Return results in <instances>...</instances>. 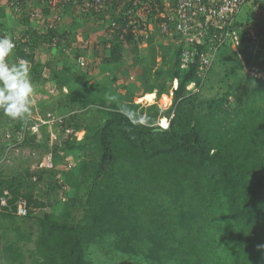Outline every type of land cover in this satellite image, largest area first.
<instances>
[{
    "label": "trees",
    "instance_id": "16d2710c",
    "mask_svg": "<svg viewBox=\"0 0 264 264\" xmlns=\"http://www.w3.org/2000/svg\"><path fill=\"white\" fill-rule=\"evenodd\" d=\"M6 1L0 0V36L16 44L10 61L27 60L32 82L52 79L64 95L58 109L69 115L54 123L59 140L49 145L48 123L34 132L29 115L13 120L0 111L4 136L11 138L0 158L13 144L37 153L38 162L47 152L53 156V168L43 171L26 165L8 173L5 157L0 163V264H264V37L255 53L243 44L236 50L224 45L200 73L199 55L182 66L186 46L176 34L165 42L161 25L173 24L160 13L163 0H106L88 17L75 0H59L58 23L47 30L31 19L25 0ZM51 1L33 0L45 15ZM169 1L175 6L177 0ZM146 2L147 17L130 23L126 12ZM12 3L24 6L21 16ZM13 16L20 17L21 32L11 29ZM90 20L102 23L96 31L109 51L100 75L111 94L118 92L115 71L128 47L142 59L148 55L143 45L159 50L158 66L127 83L114 100L96 93L108 87L88 61L86 41L95 32ZM81 28L88 30L86 41L74 48ZM47 50L50 59L43 57ZM206 50L199 46L200 53ZM171 89L168 107L151 103L157 96L169 104ZM39 103L55 113L53 103ZM121 104L157 127L132 126ZM164 118L166 127L159 123L167 124ZM70 159L68 168L60 167ZM21 199L28 214L18 222ZM27 221L33 224L25 230Z\"/></svg>",
    "mask_w": 264,
    "mask_h": 264
},
{
    "label": "built area",
    "instance_id": "2783aa9c",
    "mask_svg": "<svg viewBox=\"0 0 264 264\" xmlns=\"http://www.w3.org/2000/svg\"><path fill=\"white\" fill-rule=\"evenodd\" d=\"M58 1H51V13L49 15L44 14L41 3L36 5L33 0H25L24 2L27 5L25 9L29 10L31 19L40 23L43 30H47L53 28L55 23H58ZM75 1L78 11L87 17L93 12L101 10L106 3V0ZM80 1L82 3H78ZM122 1L137 5L143 0ZM163 3L165 10L160 13L162 16L169 18L173 28H170L169 24L163 23L161 25V34L170 37L176 34L178 44H185L186 49L183 53L182 66H186L189 61L199 55L201 60L200 73H203L210 66L218 49L224 45H230L236 50L239 45L243 44L255 53L260 40L264 37V0H177L175 6H172L169 0H163ZM12 6L18 15L22 13L24 6L21 3H12ZM148 6V2H146L135 12L133 8H130L125 16L128 20L130 19V23L136 22L135 16L145 19L149 14ZM112 24V27L116 26V24ZM146 27L147 30L153 31L154 26L152 23L146 24ZM139 33L147 34V31L140 30ZM76 38V41L73 42L74 48L78 47V42L86 41L85 36L80 31L77 33ZM56 42L57 39H54L52 44L56 45ZM86 43L89 48L92 47L90 39ZM99 44L100 42L97 43L96 48H99ZM199 46H207V50L200 53ZM79 59L84 61L85 56L80 55ZM249 71L253 74L257 72L255 68ZM29 120L31 119L28 118L27 122ZM31 128L33 131H37L38 124L32 125ZM27 129L24 128V131ZM47 160L48 163L43 165L52 168L53 158L51 153L47 156ZM2 161H4V158H0L1 163ZM8 194L9 192L6 190L5 196L1 199L3 206L8 204ZM17 214L21 217L28 214L27 204L23 199L18 202Z\"/></svg>",
    "mask_w": 264,
    "mask_h": 264
},
{
    "label": "rangeland",
    "instance_id": "374dc122",
    "mask_svg": "<svg viewBox=\"0 0 264 264\" xmlns=\"http://www.w3.org/2000/svg\"><path fill=\"white\" fill-rule=\"evenodd\" d=\"M6 2L7 1L4 0V3H6ZM11 18H14V19H12V22L5 18L4 23H6V22L9 23V21H10L11 22L10 26L12 27L11 29L15 28L16 31L21 32L20 28H19V27H21L20 26L21 22H19L20 17L18 18L17 16H13ZM1 21H3V20H1ZM90 21H91L90 23L93 24L92 27H93V29H95V32H94V34H92L89 37L90 42L92 43V45H91L92 47L90 46L91 50H89V52L92 54L90 56V59H88V61H91L90 65L92 64L95 71L99 72V79L100 80L104 79L105 85L108 87V91L107 90L106 91H99L98 90V91H96V93L99 95H102L104 97H107L108 99H110V97H113V96L116 97V99H117L118 98V94H117L118 92L115 94L112 92V94H111V91H110L111 85H110L108 78H104L103 75H100V74H102V71H101V66L103 65L102 64V58L105 56L106 51H109L107 48H105L104 43H102V41L100 40L103 32L102 31L100 32V30L96 31V29H98L102 23H99V22L97 23L94 20H90ZM81 22H82V20H81ZM0 29H2V28L0 27ZM79 31L81 33H84V34L86 32H88V30L84 29V28H81V30H79ZM169 40H170V36H166L165 42H168ZM98 42H100V44L98 45L99 48H96V45ZM142 48H144V49H142L143 51L146 50L148 52L147 57L144 59H142L139 56H135V54L132 51H130L129 47H128V52L126 54L125 62L121 66L118 67L117 71H115L117 74H119L118 75V81L120 82V85L117 87V90H119L121 88L122 91L125 92V90H126L125 87H126L127 83H132L131 81L134 78L136 79L137 76H140L142 74V72H144V70L147 72L154 70L158 66L157 63L158 64L160 63L161 57L158 56L159 50H158V47L156 45H154L153 47H150V46L146 47L144 45V46H142ZM105 49H106V51H105ZM84 56H87L89 58V55L87 53L84 54ZM43 57H44V59L52 58L53 57L52 52L47 50V52L43 53ZM155 60H156V62H155ZM106 72H107L106 73L107 75L113 74V72H110V73H109V71H106ZM45 74H48V73H45ZM132 75L134 76V78H131ZM142 76H144V75H142ZM44 78L45 79H42L40 82H37V81L32 82V84L34 86V95L32 98L33 104L31 105V107H33L34 109L31 110V113L29 116L31 117V119H35L36 121L37 120H40V121L41 120H47L48 121L49 129H50V131L49 130L48 131L50 133H46V135H48L47 139H48L49 145H50V144H54V143L58 142L57 138L59 137L56 133V130L58 128L57 129L54 128V126H55L54 123L56 121H60L61 118H63L64 116H66V115L68 116L69 113L65 114L64 112L59 111L58 105H61V104L58 102H63L64 95H60L58 93V91L55 90L56 85H55V82L52 81V79H48V78H46V76ZM109 78L111 79L112 76H110ZM128 80H130V81L127 82ZM93 84H95V83H93ZM175 86H176V81H174V87ZM52 90H53V92H52ZM64 92H66V91H64ZM152 94H155V93H152ZM166 95L170 99L169 104L163 103L162 97L158 98L157 96L153 99V101H151V103L156 102L163 108L168 107L172 103V89L170 90V94H166ZM134 99H135L136 103H141V105H143V106H147L148 104H151L147 101H140L139 100L140 97H135ZM40 100H48L50 104L53 103L52 106H54L56 108V110H54L55 115L53 113L47 112L48 110L47 111L44 110V106H40L41 105V103H39ZM111 100H113V99H111ZM3 120H7V119L3 117ZM161 120L159 123L161 126H164L162 124ZM167 125H168V122H167V124H165V127ZM3 132H4V129H3V126L1 125V120H0V148H1L2 144L5 142V140L11 141V138L8 136H4ZM40 132L43 135V132L42 131H40ZM83 134H84V131L77 132L78 138H81L83 136ZM11 150H10V148H7L5 151V154H4V157H5L4 168H5V171L8 173H11L12 171L18 170L20 168L24 169V167L26 165L31 166V171H33V170L43 171V169L48 168V167H45V165H43L45 163H48V160L45 157L46 154H44L43 157L38 162V159H39L38 154L36 153V154L32 155L31 150L21 148L20 146L15 145V144H13V146L11 147ZM41 163H42V165H41ZM68 164H71V159L68 160L67 164H64V166L62 165L60 167L63 169H66L69 166ZM34 166H35V168L39 167V169L38 168L34 169ZM56 179H58V178H56ZM58 180H60V178ZM80 214H81V211H80ZM17 220H18V222H21V220H23V218L19 216V217H17ZM30 224H33V222L27 221L26 224H22V225H23V228H25V230H27V228L29 229ZM27 225H28V227H27ZM33 246H34L33 244H29L28 247L32 248Z\"/></svg>",
    "mask_w": 264,
    "mask_h": 264
},
{
    "label": "clouds",
    "instance_id": "9594fccd",
    "mask_svg": "<svg viewBox=\"0 0 264 264\" xmlns=\"http://www.w3.org/2000/svg\"><path fill=\"white\" fill-rule=\"evenodd\" d=\"M15 48L16 44L10 36H0V111L13 120L23 119L25 116L30 115L34 95L29 62L24 59L16 61H10L9 59L14 55L13 50ZM176 83L178 82L176 81ZM110 99L114 100L116 97L113 96ZM119 112L127 118L132 126L139 125L153 129L157 127L156 122L150 120L148 115L137 112L126 105L121 104ZM29 119H31L30 116ZM31 120L35 122L34 124H38V129L41 125L48 123L47 120H37L38 122L35 119ZM50 153L47 152L45 157L47 158Z\"/></svg>",
    "mask_w": 264,
    "mask_h": 264
},
{
    "label": "crops",
    "instance_id": "0c3cea01",
    "mask_svg": "<svg viewBox=\"0 0 264 264\" xmlns=\"http://www.w3.org/2000/svg\"><path fill=\"white\" fill-rule=\"evenodd\" d=\"M0 30H2V29H0ZM8 35V34H7ZM144 46V45H143ZM105 51H106V49H105ZM107 52V51H106ZM125 59H126V56H125ZM119 73V72H118ZM117 74V73H116ZM131 78H134V76L132 75V77ZM128 79V78H127ZM130 80H128L127 82H129ZM117 85L119 86L120 85V82L118 81L117 82ZM124 85V84H123ZM120 88V87H119ZM118 92H120V93H124L123 91H122V89L120 88L119 90H118ZM156 95V94H155ZM156 97V96H155Z\"/></svg>",
    "mask_w": 264,
    "mask_h": 264
},
{
    "label": "bare ground",
    "instance_id": "6f19581e",
    "mask_svg": "<svg viewBox=\"0 0 264 264\" xmlns=\"http://www.w3.org/2000/svg\"><path fill=\"white\" fill-rule=\"evenodd\" d=\"M163 124H164V126H165L166 123L164 122Z\"/></svg>",
    "mask_w": 264,
    "mask_h": 264
}]
</instances>
